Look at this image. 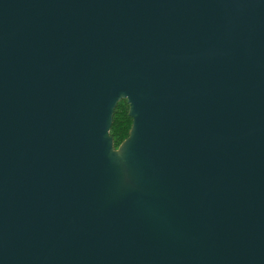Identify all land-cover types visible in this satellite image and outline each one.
I'll return each mask as SVG.
<instances>
[{"label": "water", "instance_id": "1", "mask_svg": "<svg viewBox=\"0 0 264 264\" xmlns=\"http://www.w3.org/2000/svg\"><path fill=\"white\" fill-rule=\"evenodd\" d=\"M0 264H264V0H0Z\"/></svg>", "mask_w": 264, "mask_h": 264}, {"label": "trees", "instance_id": "2", "mask_svg": "<svg viewBox=\"0 0 264 264\" xmlns=\"http://www.w3.org/2000/svg\"><path fill=\"white\" fill-rule=\"evenodd\" d=\"M132 123L133 120L129 117V104L127 100H123L118 104L115 110L113 125L110 132L116 148L129 137Z\"/></svg>", "mask_w": 264, "mask_h": 264}]
</instances>
